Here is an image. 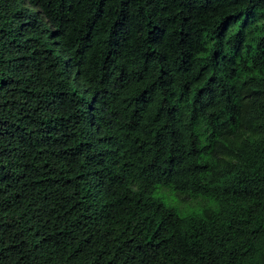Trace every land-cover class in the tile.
<instances>
[{
    "label": "trees",
    "instance_id": "obj_1",
    "mask_svg": "<svg viewBox=\"0 0 264 264\" xmlns=\"http://www.w3.org/2000/svg\"><path fill=\"white\" fill-rule=\"evenodd\" d=\"M0 264H264V0H0Z\"/></svg>",
    "mask_w": 264,
    "mask_h": 264
},
{
    "label": "rangeland",
    "instance_id": "obj_2",
    "mask_svg": "<svg viewBox=\"0 0 264 264\" xmlns=\"http://www.w3.org/2000/svg\"><path fill=\"white\" fill-rule=\"evenodd\" d=\"M164 205L174 209L179 215H197L202 210L212 206V203L202 198H189L169 189L158 188L153 194Z\"/></svg>",
    "mask_w": 264,
    "mask_h": 264
}]
</instances>
